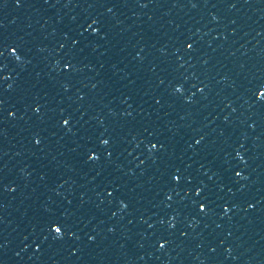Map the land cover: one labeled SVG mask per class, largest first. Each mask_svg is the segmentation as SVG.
I'll use <instances>...</instances> for the list:
<instances>
[{
  "label": "water",
  "instance_id": "water-1",
  "mask_svg": "<svg viewBox=\"0 0 264 264\" xmlns=\"http://www.w3.org/2000/svg\"><path fill=\"white\" fill-rule=\"evenodd\" d=\"M263 224L264 0H0V264H252Z\"/></svg>",
  "mask_w": 264,
  "mask_h": 264
},
{
  "label": "snow or ice",
  "instance_id": "snow-or-ice-1",
  "mask_svg": "<svg viewBox=\"0 0 264 264\" xmlns=\"http://www.w3.org/2000/svg\"><path fill=\"white\" fill-rule=\"evenodd\" d=\"M56 231H57V232H59V231H60V229H59V228H57V229H56Z\"/></svg>",
  "mask_w": 264,
  "mask_h": 264
}]
</instances>
